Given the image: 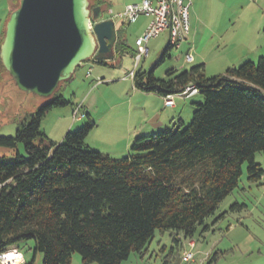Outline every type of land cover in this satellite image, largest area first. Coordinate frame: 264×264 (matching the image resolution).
<instances>
[{
  "label": "trees",
  "instance_id": "obj_1",
  "mask_svg": "<svg viewBox=\"0 0 264 264\" xmlns=\"http://www.w3.org/2000/svg\"><path fill=\"white\" fill-rule=\"evenodd\" d=\"M103 6L102 0L91 3ZM116 34L114 49L133 57L119 29ZM170 49L167 43L156 65ZM3 73L0 61V77ZM132 83L162 98L193 86L202 101L192 104L187 126L180 121L176 129L136 136L127 155L114 158L86 143L97 126L89 115L60 142L46 137L42 118L70 104L59 85L24 116L13 136H0V147L13 152L0 156V254L32 241L42 264H69L74 253L82 264H121L131 253L147 252L156 231H174L170 254L182 253L178 235L192 241L199 229L200 234L210 229L206 221L238 187L243 163L249 182L261 180L264 171L254 158L264 155V57L212 77L205 76L204 64L169 69L160 79L153 69L135 70ZM216 260L213 254L207 264Z\"/></svg>",
  "mask_w": 264,
  "mask_h": 264
},
{
  "label": "rangeland",
  "instance_id": "obj_2",
  "mask_svg": "<svg viewBox=\"0 0 264 264\" xmlns=\"http://www.w3.org/2000/svg\"><path fill=\"white\" fill-rule=\"evenodd\" d=\"M95 1L97 0H90L91 3ZM102 1L105 4L103 8H107L106 5H108L114 13H118L125 4L130 3L129 0ZM249 1L228 0L226 8L220 10L225 12V17L197 25V30L192 31V34L197 35L192 50L196 60L194 63L184 62V56L191 46L190 42L187 43L184 40L180 47H172L168 51L169 56L156 65L168 42L165 32L149 40L148 56L141 60L136 71L153 69L156 78H165L167 70L172 68L182 70L181 66L188 69L199 64L197 56H202V62L205 63L204 74L212 77L223 74L227 68L237 67L245 61L256 62L259 57H264V48L256 55L250 54L249 57L240 59L248 52L251 43H256L261 35L264 43V0H252L250 4ZM17 6L18 0H0V33L6 18ZM103 16L102 19L109 18L106 12ZM150 19L149 16L140 15L136 22L127 26L121 25L120 21L115 19L117 30L121 31L126 45L133 51L136 49L134 42L137 35L143 33H139L137 28L146 25ZM190 36L191 33L188 40ZM108 61L106 66L97 63L94 59L87 60L75 70L70 81L60 84L62 94L70 101V104L52 108L42 118L41 129L47 135L46 137L53 142H60L64 134L68 132L66 130L72 127L70 131H75L87 122V119L81 120L82 123L73 122L75 119L72 117L71 109L81 103H84L85 109V105L89 104L88 112L91 116L92 112H95L94 103L96 102L99 112L96 116L93 115V120L97 126L89 133L86 143L91 148L114 158L127 155L129 148L124 150L123 145L127 142L131 144L135 138L132 131H126V123L130 119L127 109L137 110V107L144 104L140 100L143 96L140 94L142 92H137V96H134L132 79L127 78L128 73L134 69V58L131 54L129 52L121 56L115 54V57ZM90 69H92L91 75L86 77V72ZM97 78L101 79L99 84L95 82ZM149 95L146 96L145 108L151 106L157 108L158 104L154 102L156 98L153 94ZM189 98L191 100L189 99L186 103L184 112L179 113V119L184 126L191 121L194 111L192 104L202 101L200 94H191ZM47 99L38 94L25 93L20 87L15 86L8 73H3L0 77V136H13L17 124L24 116L34 113ZM160 109L157 108L158 113L161 112ZM108 112L109 115H106ZM168 112L166 111L164 115ZM145 115H147L146 112H142L141 117L136 115L134 119L132 116V120H136V124H139L143 120L146 121ZM172 118H174L173 124L167 127L176 129L179 126V119L175 116ZM68 123L71 124L70 128L66 127ZM155 131H149L146 135ZM88 141L93 145H89ZM5 154L11 156L13 152L0 147V156ZM254 161L264 171V155L256 153ZM234 204H239L240 207L231 208ZM222 213L224 216L215 221ZM206 224L210 226V229L202 234L199 229L192 239L195 247L192 250L194 259L191 262L183 263L180 258L181 252L178 253L176 250L170 254L171 248L175 245L174 231H156L147 245V252L142 255L131 253L121 264H207L208 257L213 254H216L217 260L212 264H264V174L259 182H249L247 164L243 163L238 187L219 204L215 214L207 219ZM178 236L182 239L183 249L188 250L189 240L185 241L181 234ZM32 247V241L24 242L19 246L18 250L22 252L27 262L34 257ZM42 258L43 254L37 252L33 264H42ZM69 264H82L80 256L74 253Z\"/></svg>",
  "mask_w": 264,
  "mask_h": 264
},
{
  "label": "water",
  "instance_id": "obj_3",
  "mask_svg": "<svg viewBox=\"0 0 264 264\" xmlns=\"http://www.w3.org/2000/svg\"><path fill=\"white\" fill-rule=\"evenodd\" d=\"M102 13L90 0H18L0 44V61L15 86L49 98L85 61L109 60L116 29ZM90 20L98 22L91 28Z\"/></svg>",
  "mask_w": 264,
  "mask_h": 264
},
{
  "label": "built area",
  "instance_id": "obj_4",
  "mask_svg": "<svg viewBox=\"0 0 264 264\" xmlns=\"http://www.w3.org/2000/svg\"><path fill=\"white\" fill-rule=\"evenodd\" d=\"M152 2L150 0H142L139 3H130L124 6L123 10L118 13H114L112 9L103 10L109 16L106 20L110 19L115 23V19L119 20L121 25L127 26L136 22L140 15L151 17L149 23L145 27L144 32L138 38H136L134 45V69L130 71L127 78H133L136 67L142 59L146 58L149 53L147 44L149 40L157 38L161 33L167 32L168 34V44L170 46L178 48L181 43L187 39L190 32V22H189V10L191 7V0H155ZM104 17V16H103ZM101 20H105L102 19ZM99 20V21H101ZM98 22V21H97ZM90 20V27L94 23ZM185 63H193L194 57L191 50L188 51L184 56ZM92 69L86 72V77L90 75ZM96 83H100L101 79H96ZM197 90L193 86H188L185 90L176 96H189L191 94H197ZM174 94L163 97V103L165 106L174 107ZM82 107L80 105L76 106L72 111L73 119L77 120L83 117ZM187 249H183L181 253V261L183 263H188L193 261L194 253L193 248L195 243L193 241L187 242ZM12 254L13 257L8 256ZM25 262L22 252L17 248H13L6 253L0 254V264H23Z\"/></svg>",
  "mask_w": 264,
  "mask_h": 264
},
{
  "label": "crops",
  "instance_id": "obj_5",
  "mask_svg": "<svg viewBox=\"0 0 264 264\" xmlns=\"http://www.w3.org/2000/svg\"><path fill=\"white\" fill-rule=\"evenodd\" d=\"M141 1L142 0H129V2L131 4L132 3H139ZM150 1L156 2L155 0H150ZM251 1L252 0H250L248 3L250 4ZM191 2H192V4H191L190 10H189V18H190V32H189V35L191 33V36L189 38L190 40H188V37H187V39L185 41L187 43L190 42L191 46L189 47L188 51L191 50V52H192V50L194 48V45H195V41L197 39V35L196 34H192V31H194V30L196 31L197 28H198L197 25H200L203 22H205V23L208 22L209 23L211 20L215 21L216 18H217V20H219L222 17H225L224 16L225 12H221L220 10H224V8H226V4H227L228 0H191ZM130 3H127V4H130ZM127 4H125V5H127ZM106 7L111 9L108 5H106ZM107 8H104V9H107ZM147 24L138 27L137 31L139 33L140 32H144L145 27L147 26ZM115 29H116V33H117V25L116 24H115ZM163 33H165V32H163ZM116 36H117V34H116ZM139 36L140 35H137L136 38H138ZM167 39H168V34H167ZM262 43H263V39H262V35H261L260 39L257 40L256 43H254V42L251 43V45L249 46L248 52L243 54L240 59H245V58L249 57L250 54L256 55V54L260 53L263 50V48H264V45H263L264 43L263 44ZM115 54L117 56H119V55L121 56V54L117 53V51L113 48L112 57L110 59L114 58ZM197 57H198L197 59L200 62L199 64H204V69H205V63L202 62V60H203L202 56H197ZM195 61L196 60L194 58V62ZM181 67H182V69H184L183 66H181ZM90 75H91V72H90ZM96 84H99V83H96ZM93 86H95V84ZM132 87H133V90L135 91L134 92V96H137V94L139 92H142V91L134 88L133 83H132ZM140 94H142V96H143V97H141L140 100H141V102H144V104H142L141 106L137 107V110H132L131 108L127 109L129 114H130V119L128 120V117H127L128 122L126 123L127 124L126 125V131H132L134 133L133 137H136V136H139V135H146V133H149V131H155L156 129L158 130V129H161V128H165L168 125L173 124V121H174L173 119L174 118H172V117L175 116V117H177L179 119L180 118L179 113L180 112H184V109L186 108V103L189 101V99L191 100V98H189V96H187V97L186 96H175L174 97V104H175L174 107H168V106L164 105L163 98L161 96L153 94V96L156 98V99H154L155 100L154 102L156 104H158L157 108H161L160 109L161 112L158 113V110H157V108H155V106H151L149 108H145L146 107L145 105L147 103V97L146 96L147 95L150 96V95L148 93H144V92H142ZM94 104H95V106H94V108H95L94 111L95 112H92V115L90 116V113L88 112V108L90 107L89 104H86L85 105V109H84V103H81L80 106L82 107V110H83V113L85 114V116L83 118L81 117V118H79V119H77L75 121H73V120L72 121L73 122L82 123L81 120L83 121L84 119H87L88 115H89V117L91 119H93V115L95 114V116H96L97 113L99 112L97 103L95 102ZM166 111H169V112L166 115H164ZM142 112H144V113L146 112V114H147V115H145L146 116V118H145L146 121L143 120L139 124H136V120H132V116H134V119H135L136 115L141 117V113ZM106 115H109V112L106 113ZM106 115L104 114V116H106ZM168 116H170L171 119H170V117L168 119ZM101 117H100V119H101ZM167 121H168V124H166ZM180 121L181 120L179 119V122ZM68 124H67L66 127L70 128L71 124L70 123H68ZM70 129H68L66 131H69ZM90 141H91V139H90ZM90 141H88L89 145H93V144L90 143ZM129 145H130L129 142L125 143L123 145L124 150L129 148L130 147Z\"/></svg>",
  "mask_w": 264,
  "mask_h": 264
},
{
  "label": "bare ground",
  "instance_id": "obj_6",
  "mask_svg": "<svg viewBox=\"0 0 264 264\" xmlns=\"http://www.w3.org/2000/svg\"><path fill=\"white\" fill-rule=\"evenodd\" d=\"M8 256H9V258H10V257H13V255H12V254H8Z\"/></svg>",
  "mask_w": 264,
  "mask_h": 264
},
{
  "label": "clouds",
  "instance_id": "obj_7",
  "mask_svg": "<svg viewBox=\"0 0 264 264\" xmlns=\"http://www.w3.org/2000/svg\"><path fill=\"white\" fill-rule=\"evenodd\" d=\"M105 10V9H104Z\"/></svg>",
  "mask_w": 264,
  "mask_h": 264
}]
</instances>
